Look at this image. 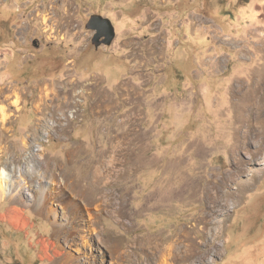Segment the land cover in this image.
Returning <instances> with one entry per match:
<instances>
[{
  "label": "rangeland",
  "instance_id": "obj_1",
  "mask_svg": "<svg viewBox=\"0 0 264 264\" xmlns=\"http://www.w3.org/2000/svg\"><path fill=\"white\" fill-rule=\"evenodd\" d=\"M44 164L98 232L85 244L56 204L57 235L32 209L18 228L4 200L0 264H111L102 238L123 264H264V0H0V169Z\"/></svg>",
  "mask_w": 264,
  "mask_h": 264
},
{
  "label": "bare ground",
  "instance_id": "obj_2",
  "mask_svg": "<svg viewBox=\"0 0 264 264\" xmlns=\"http://www.w3.org/2000/svg\"><path fill=\"white\" fill-rule=\"evenodd\" d=\"M5 116V115H4ZM3 116V117H4ZM5 119V118H4ZM6 122V121H5ZM43 155V154H42ZM43 157V156H41ZM49 164H44L39 168L31 167L28 172L31 171L29 175H25L20 171H11L7 173L5 170L0 172V204L4 200H8L11 204L10 208L6 213L2 214V219L9 220L13 225L18 228L25 229L29 222L28 219L24 215V211L27 209H32L36 215L42 216L46 220L51 221V224L55 227V235L59 233L60 228H56V220L58 216V209L54 208V205H58L61 208L62 214L65 216H69L70 219H74L73 222H79L84 225L79 231L75 230V234L77 236H81L82 233V241L87 244V236L95 235L98 232V229L94 226V215L90 209L92 201L85 196L82 191H79L72 180L68 176L63 175H50V178L43 176V179H40V176L36 174L43 175L48 174L46 171L49 168ZM36 170H42L41 172H35ZM5 173L7 175H5ZM97 174V179L101 178L100 173L95 170ZM21 175V176H20ZM95 182V181H94ZM30 196L32 198L31 205L25 204L24 196ZM28 198V197H27ZM79 199L84 200L85 204L88 206L87 214L88 217L84 218L82 216L83 208ZM207 225H213V222L210 220H206ZM224 224H222L223 226ZM222 226H219V229H222ZM214 228L211 226L208 228V233ZM54 230V229H53ZM79 232V233H78ZM221 230H217V233H220ZM222 233V232H221ZM181 235V233H179ZM180 235L177 236L180 238ZM186 236V235H185ZM49 241V240H48ZM47 240L43 239L42 242L47 243ZM74 247H78L76 252L82 255H86V253H82L79 249V243L73 238ZM98 243L109 251L111 257V264H123L125 259L129 258V255L122 252L119 248H117L113 243H111L108 239H100ZM50 244L44 245L46 248L55 247L56 242L51 240ZM90 244V243H89ZM90 249L93 250L91 244L88 245ZM62 248V247H61ZM57 250L61 254H65V249ZM49 249H47L48 251ZM75 251V250H74ZM68 253V252H67ZM169 255H172L176 262H180L186 259H191L188 254H183L180 247L176 246V244H172L170 250L168 252ZM84 255V256H85ZM102 255V254H101ZM99 255V259L95 258L97 255L88 256L89 262L85 264H106L105 255ZM149 256V255H148ZM67 261L78 262L79 258H76L74 255L68 254L66 255ZM148 258V257H147ZM198 257H196L197 259ZM87 259V258H86ZM193 260V261H196ZM140 258H137V262H139ZM88 261V260H87ZM99 262V263H98ZM158 264H167L162 263V256L159 261H156Z\"/></svg>",
  "mask_w": 264,
  "mask_h": 264
},
{
  "label": "water",
  "instance_id": "obj_3",
  "mask_svg": "<svg viewBox=\"0 0 264 264\" xmlns=\"http://www.w3.org/2000/svg\"><path fill=\"white\" fill-rule=\"evenodd\" d=\"M86 29L94 31L92 43L96 48L101 45L110 46L116 38V30L112 21L102 15H92L86 24ZM34 44L37 45V41Z\"/></svg>",
  "mask_w": 264,
  "mask_h": 264
},
{
  "label": "clouds",
  "instance_id": "obj_4",
  "mask_svg": "<svg viewBox=\"0 0 264 264\" xmlns=\"http://www.w3.org/2000/svg\"><path fill=\"white\" fill-rule=\"evenodd\" d=\"M0 172H3V169H0ZM5 175H7V174L5 173ZM40 179H43L42 175L40 176Z\"/></svg>",
  "mask_w": 264,
  "mask_h": 264
},
{
  "label": "flooded vegetation",
  "instance_id": "obj_5",
  "mask_svg": "<svg viewBox=\"0 0 264 264\" xmlns=\"http://www.w3.org/2000/svg\"><path fill=\"white\" fill-rule=\"evenodd\" d=\"M38 45V44H37Z\"/></svg>",
  "mask_w": 264,
  "mask_h": 264
}]
</instances>
